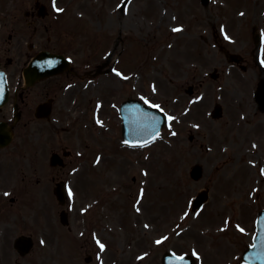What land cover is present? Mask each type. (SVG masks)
I'll list each match as a JSON object with an SVG mask.
<instances>
[{"label":"rangeland","instance_id":"1","mask_svg":"<svg viewBox=\"0 0 264 264\" xmlns=\"http://www.w3.org/2000/svg\"><path fill=\"white\" fill-rule=\"evenodd\" d=\"M36 3L47 7L48 18L26 28L22 13ZM234 4L211 0L204 8L200 0H0V30L12 14L13 28L24 31L29 43L51 49L56 42L75 60L84 64L88 58L90 69L108 62L123 72L121 78L111 73L71 84L73 94L61 102L70 114L69 123H62L68 134L53 138L52 126L44 125L43 218L37 228L42 232L23 230L14 219L17 227L0 234V264H137L139 258L147 260L139 264H160L165 251L195 253L196 264H242L257 212L264 207V116L252 98L264 78V39L262 54L252 40L259 29L264 33V0ZM220 47L243 56L245 70L229 63ZM213 70L215 82L208 79ZM201 81L203 87H195L198 95L184 94ZM122 97L159 105L175 119H168L151 144L128 147L119 136ZM215 104L222 117L212 121ZM95 114L99 120L89 129L87 120ZM85 141L89 149L83 153ZM63 147L71 151L65 161L71 163L54 171L48 157L52 151L61 154ZM97 157L99 165L92 163ZM196 163L204 172L199 182L188 177ZM58 178L69 195V228L60 225L52 194ZM203 187L210 189L209 201L193 214L190 202ZM22 234L34 239L32 253L24 258L12 247Z\"/></svg>","mask_w":264,"mask_h":264},{"label":"flooded vegetation","instance_id":"2","mask_svg":"<svg viewBox=\"0 0 264 264\" xmlns=\"http://www.w3.org/2000/svg\"><path fill=\"white\" fill-rule=\"evenodd\" d=\"M30 17L36 19L33 14ZM22 22L27 26L30 24L28 20ZM3 27L0 30V124L7 129L11 142L0 147V224L8 225L9 217L16 210L20 215L23 212L32 225H38L41 218L39 187L45 183L44 125L52 126L53 138L54 134L58 135L62 122L69 116L66 106L61 103L62 98L73 94V80L85 81L91 73L88 74V65H78L71 55L55 49L43 50L67 58L65 68L68 70L27 85L23 71L31 59L43 51L34 50V46L25 41L24 32L13 28L12 14L7 15ZM102 69L98 71L102 73ZM81 72L88 75L81 77ZM105 75H99L97 79Z\"/></svg>","mask_w":264,"mask_h":264},{"label":"water","instance_id":"3","mask_svg":"<svg viewBox=\"0 0 264 264\" xmlns=\"http://www.w3.org/2000/svg\"><path fill=\"white\" fill-rule=\"evenodd\" d=\"M202 3L206 5L208 0H202ZM48 55H41L34 62L30 68L31 72L36 71L39 75L46 77L58 73L60 71L57 66L51 67V69L44 68L46 66L43 60H47ZM42 62V63H41ZM121 116L124 119L125 136L127 138L140 141L153 136L162 126L163 120L160 115L155 114L154 111L148 110L142 107L140 104L127 102L121 108ZM151 117L152 119H148ZM153 119L157 120V124L153 123ZM124 133V132H123ZM124 135V134H123ZM124 136V137H125ZM193 177L198 179L200 172L198 169L193 171ZM57 198L61 201L63 199V192L60 188L56 190ZM205 194L198 196L194 200L195 207H201L205 202ZM259 220L257 222V236L254 240V246L247 250L243 255V260L250 264H264V211L260 213ZM62 224H66V215H61ZM14 247L19 251L21 255L26 254L32 247V240L28 237H19L14 242ZM166 257V256H165Z\"/></svg>","mask_w":264,"mask_h":264},{"label":"snow or ice","instance_id":"4","mask_svg":"<svg viewBox=\"0 0 264 264\" xmlns=\"http://www.w3.org/2000/svg\"><path fill=\"white\" fill-rule=\"evenodd\" d=\"M59 11H62V9H58ZM181 29L179 28H175L173 29V31H180ZM119 75V73H117ZM147 102V101H146ZM153 107H159V105H153ZM169 120H172V119H175L174 117H168ZM173 135H175V133H173ZM125 143H127V141H125ZM262 174H264V169H262ZM5 195H7V193H5ZM241 231H243V229H240ZM157 243H160V241H157ZM97 244L99 245L100 249L103 251L104 250V245L99 241L97 240ZM195 255V253H194Z\"/></svg>","mask_w":264,"mask_h":264},{"label":"bare ground","instance_id":"5","mask_svg":"<svg viewBox=\"0 0 264 264\" xmlns=\"http://www.w3.org/2000/svg\"><path fill=\"white\" fill-rule=\"evenodd\" d=\"M237 3H239V0H237ZM228 22H229L228 23V26L230 27V25H231V19Z\"/></svg>","mask_w":264,"mask_h":264}]
</instances>
